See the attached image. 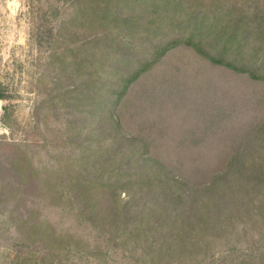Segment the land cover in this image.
Masks as SVG:
<instances>
[{
    "label": "trees",
    "instance_id": "obj_1",
    "mask_svg": "<svg viewBox=\"0 0 264 264\" xmlns=\"http://www.w3.org/2000/svg\"><path fill=\"white\" fill-rule=\"evenodd\" d=\"M71 4L42 38L55 79L71 83L59 97L75 114L69 126L89 130L85 148L39 171L37 207L21 216L17 247L0 252V264H264V120L202 182L173 172L124 123L135 89L177 48L264 86V0ZM39 206L69 226L42 220Z\"/></svg>",
    "mask_w": 264,
    "mask_h": 264
},
{
    "label": "rangeland",
    "instance_id": "obj_2",
    "mask_svg": "<svg viewBox=\"0 0 264 264\" xmlns=\"http://www.w3.org/2000/svg\"><path fill=\"white\" fill-rule=\"evenodd\" d=\"M71 3L0 0V252L17 247L24 228L18 221L32 204L37 207L33 186L39 171L80 158L85 148L89 130L79 133L81 123L69 126L75 114L59 97L71 83L55 79L59 65L49 63L50 41L42 38L59 31L62 16L74 9ZM126 113L129 134L147 138L176 174L202 182L223 168L239 138L264 120V86L177 48L135 89ZM102 140L90 149L97 151ZM20 163L31 166L19 172ZM41 217L69 226L54 208H43Z\"/></svg>",
    "mask_w": 264,
    "mask_h": 264
}]
</instances>
